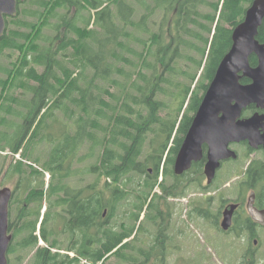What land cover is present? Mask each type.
I'll return each instance as SVG.
<instances>
[{
  "label": "trees",
  "instance_id": "16d2710c",
  "mask_svg": "<svg viewBox=\"0 0 264 264\" xmlns=\"http://www.w3.org/2000/svg\"><path fill=\"white\" fill-rule=\"evenodd\" d=\"M253 1L19 0L18 15L7 17L0 37V58L7 51L19 54L12 67L0 64L6 74L0 77V148L18 153L25 143L33 144L26 157L37 164L42 157L35 155L36 144L45 141L50 148L43 171L24 161L9 167L19 174L21 205L14 229L19 239L8 252L15 247L34 249L44 240L48 245L36 249L32 264H77L80 258L70 256L74 251L91 264H112L106 262L110 255L125 264H148L153 259V264H166L164 235L148 250L137 248L135 238L126 240L136 234L146 207L145 221L163 222L159 195H153L157 186L166 196L182 195L188 181L182 177L191 172L202 186L205 156L181 176L170 165L232 46L233 29ZM138 6L144 11L136 18ZM257 38L264 42V21ZM187 49L200 52L202 59L188 58L203 70L194 90L180 89L170 108L159 96ZM250 62L257 65V56L252 55ZM198 71L192 74L193 81ZM188 98L177 126L174 111L180 112ZM169 108V118H162L161 111ZM87 160L91 164L81 166ZM46 172L51 174L49 183ZM161 172L173 173V184L159 183ZM86 174L95 180L82 185L66 181ZM126 204L133 207L129 217L133 223L111 224L118 207ZM142 227L141 223L138 233ZM62 248L67 252H60Z\"/></svg>",
  "mask_w": 264,
  "mask_h": 264
},
{
  "label": "rangeland",
  "instance_id": "374dc122",
  "mask_svg": "<svg viewBox=\"0 0 264 264\" xmlns=\"http://www.w3.org/2000/svg\"><path fill=\"white\" fill-rule=\"evenodd\" d=\"M204 10L210 11V8H204ZM143 11V8L138 6V14L136 18H139ZM92 12H94V10ZM156 19H158V17H156ZM157 24L158 22L155 23V30L158 29ZM169 41L170 39L168 38V42ZM199 45L203 46L202 43H199ZM184 52L185 56L182 58V60H180L178 65H176L177 72L170 75L171 83L166 84V92L159 96V99L163 100L170 108L176 101L175 95L180 91V89H184L186 88V86H192L191 89L194 90L203 70V67L199 70L196 63L188 58L189 56H191L200 60L202 59V55L200 54V52L190 49H187ZM5 53L6 54H4L0 58V64L3 68H6L8 66L12 67V65L17 61L19 54L18 52L11 51H7ZM8 55H10L11 57H8ZM206 58L207 57L204 58V61L206 60ZM184 71H186L187 74H185ZM197 71L198 77L196 81H193L191 76ZM0 77H6L4 70L0 69ZM1 91L2 88L0 87V92ZM188 102L189 98L183 104L180 112L178 109L174 111V119L178 121L177 126L180 123L182 115L186 111ZM170 108L162 110L160 116L164 119L169 118ZM147 113V110L143 111L144 115H146ZM57 114L58 116H60V118H63V113L61 111H57ZM8 118L11 120V122H13V117ZM19 121H21V119H16L15 122ZM9 131H12V129ZM16 132H18V130ZM153 136L154 134L150 133L149 139H151ZM171 144L172 143H170L169 146H171ZM26 145L27 144L25 143L23 149H21L18 153L13 152L10 147H7L4 151H1V149L3 148H0V189L3 187L13 188L15 186L16 181L19 178V174L11 173L9 167L11 165L17 164L16 162H32L37 169H39L40 171L44 170L43 165L46 159L45 156L49 151L50 145L45 141L36 144V146L34 145L36 150L35 155H41L42 157L41 162H38V164L35 163L34 158H29V156L26 157V154H29V150L33 146V144H28L27 147H25ZM234 148L239 152V159L236 161L232 160L225 163L224 166L218 171L216 181L209 188H205L203 186V184H207V180L203 181L202 186L198 182L194 181V178H196L197 176L195 173L191 172L190 174L182 177L184 180H188L182 195L166 196L163 194L162 189L159 186L154 189L153 195H159L157 196V200L160 201L159 205L164 218L162 234L164 236H167L168 238V241L165 240V246L163 247V250L165 252L166 264H246L244 262L246 260V256L244 255L247 252V247L250 246H253V248L254 246L256 247V254L253 257V264H264V229H262L260 232L262 237L261 245L260 243L255 244L253 239L251 240V242H248L244 235H227L222 233L220 226L218 227L214 223L216 219L215 217L208 220L204 217L199 216V214L197 213L198 207L204 205L202 203L204 197H207L208 200L205 206L209 205V209L212 211L213 216H215V213L218 211L220 205L219 198L226 197L230 199H236L239 196L240 187L238 186V176L240 177L243 174V172L247 169L249 163L252 160L264 159V154L262 152H253L250 155L247 154V149L244 146H235ZM148 151L149 148L148 146H146L144 153L146 154ZM91 161L92 160H87L81 163V166L84 167L85 164H91ZM26 163L24 169L27 171L28 164ZM75 166H77V164H75ZM162 168L163 165L161 166V169ZM170 170L174 171V165H170ZM174 174L168 173V175L164 176L161 172L158 182H161L166 186L171 185L175 180ZM138 178L142 183V178H140L139 176ZM50 179L51 174L49 172H46L45 181L49 183ZM94 180L95 176L93 174H86L84 176L77 177L71 176L66 179V181H68L72 185H82ZM160 195L162 196L160 197ZM46 208L47 201H45V204L42 207L40 221L42 219L43 213L46 211ZM132 210L133 207L127 204L119 206L115 217L111 221V224L117 226L122 225L123 222L132 224L133 221L129 218L132 214ZM146 212L147 207L140 215V219L137 222L136 234H134L132 238L127 239L126 241H134L136 239L135 245L137 248L139 247L148 250L150 248V244H152L158 237V232H160V224L162 221L159 220V222H157L155 225L149 223L148 221H145ZM141 223L143 225L142 231H139L138 233L137 229ZM39 225L40 222L38 223V228ZM18 239L19 238L14 240V245L16 244ZM60 241L62 245H67V240H63L62 237L60 238ZM47 245L48 244L44 240H40L39 244L34 249L31 248L20 250L19 248L15 247L13 253L8 252L9 264H32L36 249H38V247L40 246ZM57 250L59 249L55 248L53 251ZM60 252L66 253L67 251L62 248ZM154 252H159V249L156 248ZM70 256L74 257V252H71ZM153 261L155 263L154 259ZM153 261L149 262L148 264H153ZM106 262L112 264H125L124 262H118L115 255H110L107 258ZM77 264L86 263H82L80 260L77 261Z\"/></svg>",
  "mask_w": 264,
  "mask_h": 264
},
{
  "label": "water",
  "instance_id": "95a60500",
  "mask_svg": "<svg viewBox=\"0 0 264 264\" xmlns=\"http://www.w3.org/2000/svg\"><path fill=\"white\" fill-rule=\"evenodd\" d=\"M24 1V0H22ZM19 0H0V37L7 28V17L18 15ZM264 21V0H254L244 19L233 29L232 46L222 58L216 73L209 83L192 124L176 155L174 173L181 176L194 163L204 158L207 146L204 173L211 184L222 162L237 159L239 154L231 143L248 141L253 149L264 147V42L257 37ZM256 55L258 64L251 65L250 58ZM248 78L250 82L243 83ZM258 109L253 115L242 118L249 106ZM12 189H0V264H9L8 251L13 240L9 230V205ZM254 196L248 202L249 211L256 216ZM238 204L225 210L222 228L232 225V215Z\"/></svg>",
  "mask_w": 264,
  "mask_h": 264
},
{
  "label": "flooded vegetation",
  "instance_id": "af4514ba",
  "mask_svg": "<svg viewBox=\"0 0 264 264\" xmlns=\"http://www.w3.org/2000/svg\"><path fill=\"white\" fill-rule=\"evenodd\" d=\"M258 109L255 105L249 106L247 109L244 110L242 114V118H247L253 115L255 112H257ZM260 112L264 113V110H261ZM235 146H244L247 149V154H252L253 152H262L264 154V147L261 146L258 149H253L249 142L246 141H241V142H234L230 144V147L235 150ZM238 154L239 152L235 150ZM204 156L206 157L207 154V146H204ZM237 159H228L222 162L221 168L224 166L225 163L228 161H236ZM203 160V159H202ZM206 162V158H205ZM204 162V165H205ZM253 165V166H252ZM204 168V167H203ZM220 170V169H219ZM218 170V171H219ZM218 171L216 174V177L214 181L211 184H206L203 186L206 188H209L217 179L218 176ZM260 172L259 175H257ZM264 175V159H259V160H252L247 169L243 172V174L239 177L238 176V186L240 187L239 190V196L236 199H230L226 197H221L219 198V209L215 213V216H213L212 211L209 209V205L205 206L207 203L208 198L204 197L203 200V206L198 207L197 213L199 216L204 217L206 219H212L215 217L214 223L220 228L221 232L227 235L230 234H236V235H244L248 242H251L253 239L255 244L262 243V237H261V230L264 229V179L257 180L256 177H261ZM204 180H207L206 175L204 173ZM242 186L244 188H242ZM12 189V199L9 205V230L10 233L13 235V240L11 242V245L13 244L14 240L17 238L14 236V229L17 225V220H18V214L20 211L18 210V207L20 204L18 192L21 190V186L18 183V180L16 181V184ZM254 196V206L256 207V216H254L248 209V202L250 196ZM211 197V196H210ZM212 198V197H211ZM213 199V198H212ZM215 201V199H214ZM213 201V202H214ZM212 202V201H210ZM23 203V202H22ZM232 204H238L237 209L234 211L232 215V225L228 230H225L222 228V222L225 216V210L230 208ZM218 214V215H217ZM21 220V219H20ZM163 222H161L160 225V232H158V236H162V227ZM11 226V227H10ZM166 241H168L167 236ZM261 239H260V238ZM10 245V246H11ZM10 248V247H9ZM75 256L74 257H79L82 263L86 264H91V261L88 259V257H82L78 255L74 251ZM256 254V247L253 246L247 247V252L244 256L245 257V263L246 264H253V257Z\"/></svg>",
  "mask_w": 264,
  "mask_h": 264
}]
</instances>
